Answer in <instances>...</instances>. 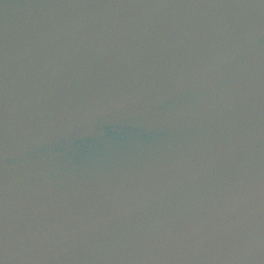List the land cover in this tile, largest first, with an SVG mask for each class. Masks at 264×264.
<instances>
[{"label":"water","instance_id":"1","mask_svg":"<svg viewBox=\"0 0 264 264\" xmlns=\"http://www.w3.org/2000/svg\"><path fill=\"white\" fill-rule=\"evenodd\" d=\"M3 264H264V0H0Z\"/></svg>","mask_w":264,"mask_h":264},{"label":"snow or ice","instance_id":"2","mask_svg":"<svg viewBox=\"0 0 264 264\" xmlns=\"http://www.w3.org/2000/svg\"><path fill=\"white\" fill-rule=\"evenodd\" d=\"M4 129L0 128V132ZM6 194L0 190V254L6 252L10 247L22 253L27 250L29 237L26 230L20 228L18 234L10 233L8 228V213L6 209ZM0 264H3L0 261Z\"/></svg>","mask_w":264,"mask_h":264}]
</instances>
